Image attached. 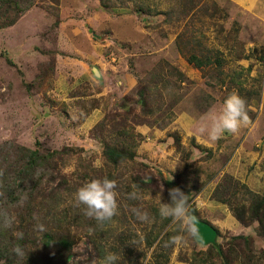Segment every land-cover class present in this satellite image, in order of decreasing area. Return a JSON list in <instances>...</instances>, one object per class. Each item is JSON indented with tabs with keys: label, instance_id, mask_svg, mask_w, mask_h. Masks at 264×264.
<instances>
[{
	"label": "rangeland",
	"instance_id": "obj_1",
	"mask_svg": "<svg viewBox=\"0 0 264 264\" xmlns=\"http://www.w3.org/2000/svg\"><path fill=\"white\" fill-rule=\"evenodd\" d=\"M145 1L138 9L152 10L154 16L144 20L141 14L146 34L140 43L120 42L111 32L96 37L101 64L125 63L135 88L122 91L113 85L103 98L93 96L78 105L63 101L58 91L59 80L63 92L70 81L67 29L57 30L58 0H0V231L5 234L0 264H102L109 253L119 258L116 264H264V225L248 231L253 221L246 220L264 213V195L259 194L249 215L252 196L234 177L222 174L217 190L204 199L219 200L220 194L228 200L245 232L215 228V242L203 245L159 214L160 200L170 202L169 189L180 188L191 205L194 198L204 197L200 191L228 151L224 141L210 137L202 142L203 149L195 141L182 144L184 134L173 128L179 115L193 118L189 130L194 135L197 128L210 131L213 117L233 92L246 100L249 116L264 111V0ZM108 36L116 42L111 56L101 46ZM95 108L98 122L89 130L79 129L80 120ZM250 124L232 133L241 136L237 150L248 160L257 157L252 144L264 133L262 127L249 131ZM139 125L163 132L171 139L169 147L182 146L195 158L172 176L157 169L138 153ZM243 132L246 137L249 133L251 144L244 142ZM22 148L57 150L60 156L42 180L44 196L30 204L31 221L24 197L12 204L6 195L26 192L18 187L22 181L10 188L7 176L17 175ZM104 177L117 182L119 207L111 220L101 223L85 215L75 193L87 181ZM199 209L200 219H213L204 203ZM135 210L147 212L149 222L139 220ZM17 247L23 255L16 254Z\"/></svg>",
	"mask_w": 264,
	"mask_h": 264
},
{
	"label": "crops",
	"instance_id": "obj_2",
	"mask_svg": "<svg viewBox=\"0 0 264 264\" xmlns=\"http://www.w3.org/2000/svg\"><path fill=\"white\" fill-rule=\"evenodd\" d=\"M142 1L146 3L145 0H58L59 26H57V30L64 31L63 28L67 29V75L70 77V81L67 83V92H63V82L58 81V91L63 101H67V103L71 101V103L75 102L79 105L80 102L87 101L93 96L101 99L102 96L108 94L107 90H111L110 88L113 85L122 91L135 88L136 81L132 74L126 70L125 63L115 66L101 64L100 57L97 55V53H101V48L98 46L96 37L100 33L111 32L120 42H126L127 44L140 43L141 35L146 34L145 26L139 20L141 14L144 16V20H147V17L152 18L154 16L152 10L151 12H144L138 9V4H141ZM138 40L140 42H137ZM94 68L97 69V73L93 70ZM98 85H100V89L95 88ZM259 112L262 113L256 112V114L253 113L249 116L251 119L250 125H253L249 128V131H259V128L262 127L260 131L264 132V111ZM98 114V108L91 112L88 111L84 118L80 120L79 129H91L98 122ZM190 114L192 115V113ZM183 115L178 116L175 126H173L176 131L180 130L184 134L183 139H180L181 143L188 146V141H195L201 149L205 148L202 142L206 143L205 137H209V135L202 133L199 128L192 135L193 132H190L189 125L192 126L193 118H190L187 114ZM181 122L184 124L182 125ZM136 132L140 134L141 138L138 153L142 152L145 160L152 161L159 170H167V173H171V176L182 172L186 164L195 158L193 153L184 152L180 149L182 146L169 147L171 139L168 138L167 140L162 131L160 133L155 128L139 125L136 126ZM205 133L209 134L207 131ZM263 134L262 137L254 135L257 139L252 144V149L255 150L253 152H257V157L252 160L239 156L240 151L237 150V145L241 136L233 137L232 133L226 132V135L217 139L219 142L221 141L220 143L224 141V144L228 147V151H225L226 157L221 160L222 164L217 168V171H213L214 175H212L208 186L200 191L204 197L199 196L197 200L194 198L192 206L196 211H200L201 203H204L213 215L212 220L208 219L206 221L211 223L218 232L223 230L238 234L245 232L246 227L237 222L231 214L230 208L232 205L230 206L228 200L220 194L221 198L219 200L213 198L206 200L204 199L205 193L211 194L216 191L220 184V177H222V174H227L232 179L234 177L241 181L243 189L250 195H264ZM243 136L244 132L242 133ZM247 137L245 134L244 142L251 144L253 140L249 141ZM210 141L213 140L210 139ZM191 150L201 153L198 148H192ZM210 163L216 164L212 161ZM253 225L257 226L258 222L254 220L251 226H248V231L251 230Z\"/></svg>",
	"mask_w": 264,
	"mask_h": 264
},
{
	"label": "clouds",
	"instance_id": "obj_3",
	"mask_svg": "<svg viewBox=\"0 0 264 264\" xmlns=\"http://www.w3.org/2000/svg\"><path fill=\"white\" fill-rule=\"evenodd\" d=\"M250 123L247 110V102L238 93L233 92L223 102L222 110L213 117L209 137L215 141L226 132L236 133L242 126ZM201 132L205 131L201 128ZM117 182L107 177L95 178L84 183L75 193L77 205L84 206V213L87 217L97 222L111 220L118 212ZM169 203H162L160 200L159 214L161 218H170L174 223H179L191 237L203 242L198 222L199 219L192 213L191 204L187 195L180 188L169 189ZM130 198L135 199L136 194L132 193ZM137 218L142 222H149V214L135 210ZM41 230L43 226H39ZM174 242L176 240L174 239ZM17 255H23V250L17 247L14 249ZM118 257L109 253L102 264H116Z\"/></svg>",
	"mask_w": 264,
	"mask_h": 264
},
{
	"label": "trees",
	"instance_id": "obj_4",
	"mask_svg": "<svg viewBox=\"0 0 264 264\" xmlns=\"http://www.w3.org/2000/svg\"><path fill=\"white\" fill-rule=\"evenodd\" d=\"M132 140H133V136ZM131 146V144H130ZM24 154H23V163L21 165V167L17 170V177H11L9 175L8 178L10 179V183H9V187L13 188V184L15 183H19V181H22L21 184H18L19 186H23L24 194L20 195L18 193V195L16 196V191H10L7 192L6 195L9 196V202L14 204L19 202L21 199H19L20 196H23L25 199V202L28 204L29 206V219L31 221V219L33 220L34 217L31 214H34V208L33 206H31V203H35V201L37 200V198L39 197H43L44 196V191L43 189L46 188L45 182L43 183L42 180L44 178H48L49 175V169L53 168L54 165H57L56 160L60 157L59 156V152L57 150L51 151V152H46V153H42L36 150H30V149H25L22 148ZM133 155V154H132ZM131 155V156H132ZM52 165V167H51ZM40 171V172H39ZM53 178V173L52 176L50 177L49 180H51ZM231 178V177H229ZM29 181L28 186L26 184V182ZM230 181V179L228 180V182ZM251 200L249 205L247 206V211L246 213L249 214V212H252L253 206L254 204L257 202L258 200V196L259 195H251ZM264 198V197H262ZM23 201V200H22ZM264 201V199L262 200ZM23 209H22V213H25V204L23 202ZM20 210V207L19 209ZM18 210H14V211H18ZM191 211L194 214L198 215V212L196 211V209L191 205ZM255 216L253 218H250L251 216L246 217L247 221H254L256 220L258 222V226H263L264 225V219H261V216L264 214L262 212V214L260 216H258V212L254 213ZM250 215V214H249ZM252 215V214H251ZM199 216V215H198ZM169 220V219H167ZM25 221V216L20 217V222ZM166 221V220H165ZM16 223L15 221L12 222V225ZM1 239L4 241L5 239V234L4 232L1 230L0 231V255L3 253L2 247L4 246L3 243L1 242Z\"/></svg>",
	"mask_w": 264,
	"mask_h": 264
},
{
	"label": "water",
	"instance_id": "obj_5",
	"mask_svg": "<svg viewBox=\"0 0 264 264\" xmlns=\"http://www.w3.org/2000/svg\"><path fill=\"white\" fill-rule=\"evenodd\" d=\"M93 70L95 71V73H97L96 68H94ZM194 215L199 219L198 228H199L201 235L203 236V242L197 239L195 240L198 243L203 244V245L215 242V239L217 238V234H218L215 227L212 226L210 223L200 219L197 214H194Z\"/></svg>",
	"mask_w": 264,
	"mask_h": 264
},
{
	"label": "built area",
	"instance_id": "obj_6",
	"mask_svg": "<svg viewBox=\"0 0 264 264\" xmlns=\"http://www.w3.org/2000/svg\"><path fill=\"white\" fill-rule=\"evenodd\" d=\"M107 41H109V43H107ZM115 43H116L115 40L110 36H108V38L104 39L101 46H103L106 49V51H105L106 55L110 54V56H111V54H112L111 49L114 47Z\"/></svg>",
	"mask_w": 264,
	"mask_h": 264
}]
</instances>
